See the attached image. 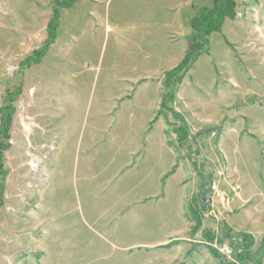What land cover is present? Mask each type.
<instances>
[{
	"label": "rangeland",
	"instance_id": "rangeland-1",
	"mask_svg": "<svg viewBox=\"0 0 264 264\" xmlns=\"http://www.w3.org/2000/svg\"><path fill=\"white\" fill-rule=\"evenodd\" d=\"M57 1L63 0H0V109L6 97H16L4 141L7 174L0 177V264H234L229 241L205 238L219 236L221 223L234 235H251L257 253L264 244V0H235L236 18L213 32L207 52L175 86L168 107L176 115H156L149 126L147 99L158 90L161 108L166 73L146 84L135 80L125 94L122 78L138 70L143 50L166 49L164 12L175 1L77 2L61 10L56 41L40 65L21 68L48 40ZM215 6L216 0H191L188 11L193 21ZM156 19L159 41L151 48L141 40ZM59 77L78 90L69 94L77 133L97 137L89 142L90 158L80 156L75 178L60 176L57 197L69 205L51 208L45 200L51 169L58 161L65 171L73 161L55 159L60 139L51 137L61 107L64 130L73 122L66 94L60 103L35 87L39 78L42 87H54ZM147 84L151 89L140 93ZM109 105L115 119L105 132V121L96 127L93 121ZM146 128L155 135L149 157L130 172L146 156L131 159ZM43 145L54 149L41 152ZM41 153L46 180L28 165ZM203 200L209 209L195 232L190 207Z\"/></svg>",
	"mask_w": 264,
	"mask_h": 264
},
{
	"label": "crops",
	"instance_id": "crops-1",
	"mask_svg": "<svg viewBox=\"0 0 264 264\" xmlns=\"http://www.w3.org/2000/svg\"><path fill=\"white\" fill-rule=\"evenodd\" d=\"M172 1L173 2L175 1L176 3L174 2V4L171 7H169L167 11L164 12L168 16L164 24V26L166 27L165 30H167V32L162 37L163 39L162 41H164L166 44L165 46H167L166 49L164 51H160V50L159 51L158 50H153V51L145 50L144 51L143 50L140 53L139 55L140 59L138 60L139 62L142 63L141 66H138V70L135 73H130V75H127L124 78H122L123 80H127V81L123 83L125 86L123 85L124 88H121L123 89V91L121 90L120 94H123V93L125 94L127 92L126 86L127 87L128 85L131 86L132 84H134L135 80H140L138 81L139 83L142 80L159 77L160 74H164V73H167L175 69L184 60L186 53L188 51V47H189L188 38L192 35V32H193L192 31V18L188 11V8L191 7V0H172ZM186 13H188L187 16H186ZM150 14L152 15L151 18H154L156 12H154V10H151ZM158 21L159 20H157L154 25L152 22L149 23V26H150L149 32L146 35H144V38H142L141 40L142 44L146 42L147 47L149 46L151 48H154L155 44L158 45L159 37L156 33H154V31H156V29L158 28L157 27ZM176 47H179L178 52L176 51ZM54 79L56 80L55 85L54 87H50V88L42 87L43 82L41 81L40 78L37 79V85L35 89L38 91L37 93L39 95L40 94L54 95L56 100H59L60 103L64 99L62 96L66 94L67 96L66 101L67 103L70 104L69 109H70V115H71L70 117L71 123L72 122L73 123L72 124L67 123V130H64V128L66 129V127H64L65 125L63 121L64 120L63 116L67 115V112L61 107L59 109L60 118L54 119L58 123H56L57 125L54 126L55 127V130H53L54 133L52 132L54 137H51V138L56 139V141L59 138L60 139L59 142L61 143L60 144L58 142V151L55 154V159L58 160L59 158L69 157L73 159L74 163L72 161L71 165L68 164V167L65 171L61 167V165L58 166L59 164L58 161L55 163V165H53L51 169V180L49 184L46 185V191H45L50 196L48 199H45L47 206L49 205L51 208L54 205H58V204L65 203L66 206L69 205V202L67 201L63 202L61 200H58V197H57L59 190H61V187L64 185V183H60V181L62 180L60 176L69 175L70 177L75 178L74 174L79 173L78 169L81 165L80 156L84 157L85 159L90 158V154L92 153V151H90L89 145L91 143L89 142H94V138L97 137V135L96 136L93 135L91 136V138L86 139L83 133H80V134L77 133V126L80 125V123H79V119L77 115H75L76 110H77L76 104L75 102L72 101V97H71L72 95L75 96V94H78L77 88L73 86L74 82H71L72 84L69 85L68 83L65 84L62 78H60L59 81L57 80V78H54ZM143 84H146V83L144 82ZM31 88L32 87L28 85V89H31ZM150 89L151 88H149V84H147V85H143L142 87H140L139 90H141L140 93L143 92L144 94L145 92H148V90ZM28 91L29 90H26L25 92H28ZM73 100L75 101V99ZM94 100L95 98L93 99V102H91L90 100V103L87 108L89 111L90 110L94 111L96 109L97 102L95 103ZM147 101L148 102L146 103V106L148 109L147 112H148V117H149L147 124L149 126L151 123L154 122L155 116L157 115L158 117L159 115L160 98H159L158 90H156L155 97L149 98L147 99ZM117 102L118 101H116V103ZM102 105L103 104L100 103L98 105L99 108ZM72 106H74V108H72ZM117 107L115 106L114 109H116ZM107 117L110 119L108 122H106L107 120H105V118L107 119ZM111 118H113L112 117V106L109 105V110L106 113H103V116L100 115L94 118L93 126L96 127L99 123L105 121V123L107 124V127L104 126L105 132L107 130L110 131L112 129V123H113V120ZM49 119H52V118H49ZM0 127H1V115H0ZM146 131H147V128L145 130V134L141 138L142 141L140 142V145L133 151L137 153H135V155L132 156L131 159L136 158L142 153H144L146 156L142 161L138 163V166H136L133 169H130V172L136 171L140 166H142L146 162L147 158L149 157L148 152L150 150V147H152L151 141L153 140V137L155 135L146 134ZM110 139L111 138L109 137L108 140ZM105 140H104V143L106 142ZM70 142H72V145H73L72 149H70V147L67 146L68 143ZM164 147L168 148L165 145ZM82 163H85V161ZM43 206L44 205H42V207Z\"/></svg>",
	"mask_w": 264,
	"mask_h": 264
},
{
	"label": "trees",
	"instance_id": "trees-1",
	"mask_svg": "<svg viewBox=\"0 0 264 264\" xmlns=\"http://www.w3.org/2000/svg\"><path fill=\"white\" fill-rule=\"evenodd\" d=\"M83 0H63L57 1L54 4V17L52 22L48 25V40L41 49H38L33 53L31 57L25 60L21 64V68L26 66L29 68L32 65H37L42 62L46 53L48 52L51 45L56 41L57 31L60 23L61 10L71 8L77 2ZM236 2L235 0H216V6L212 10L203 9L197 14V16L192 21V35L188 38V51L184 60L175 69L169 71L165 75L164 86L166 88V93L163 96L161 108L159 111L160 116L166 117L168 115L175 113L173 109L169 108L168 105L173 103L174 95L173 91L175 86L182 82L186 77L188 72L193 68L194 64L203 56L209 47V37L214 33L222 32L224 23L227 19L236 18ZM9 94V92H8ZM20 94V90L17 95ZM16 100V97L10 96L5 98V106L1 108V127H0V177L6 176V171L3 170L2 160L4 152L7 150V146L4 141L10 139V130L13 121V115L16 111L12 103ZM10 102V103H9ZM176 115V113H175ZM180 121V119H179ZM1 189V188H0ZM207 207L206 202L203 200L201 203L196 202L194 206L190 207L191 215L194 216V220L197 223L195 232L201 227V223L204 220ZM197 216V217H196ZM221 233L218 235H213L208 233L205 238L209 242L218 241L221 245L224 241H229L230 245L233 247L234 259L232 263L234 264H263L264 262V244L257 253L252 252L254 246V238L245 233L233 234V231L224 223L220 224ZM210 251L216 256V258H221L220 255L213 247L210 246ZM229 258H224L226 262H230Z\"/></svg>",
	"mask_w": 264,
	"mask_h": 264
},
{
	"label": "built area",
	"instance_id": "built-area-1",
	"mask_svg": "<svg viewBox=\"0 0 264 264\" xmlns=\"http://www.w3.org/2000/svg\"><path fill=\"white\" fill-rule=\"evenodd\" d=\"M40 151L41 152H44V151H53L54 147L53 145H43V146H40ZM42 156H39V155H36L35 157H33V161L28 164L32 169L33 171L35 172L36 176H38V178H42V179H47L48 177L46 176V173H45V169L46 167L44 166L43 162V158L46 159V157H44V153H41Z\"/></svg>",
	"mask_w": 264,
	"mask_h": 264
}]
</instances>
